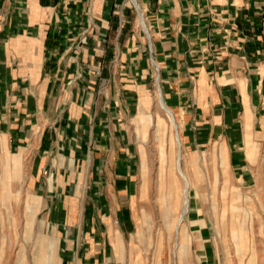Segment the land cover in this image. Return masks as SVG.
I'll list each match as a JSON object with an SVG mask.
<instances>
[{
    "label": "crops",
    "instance_id": "1",
    "mask_svg": "<svg viewBox=\"0 0 264 264\" xmlns=\"http://www.w3.org/2000/svg\"><path fill=\"white\" fill-rule=\"evenodd\" d=\"M208 148L251 193L264 179V0H0V261L22 227L18 264L33 241L39 264H110L147 150L186 188Z\"/></svg>",
    "mask_w": 264,
    "mask_h": 264
},
{
    "label": "rangeland",
    "instance_id": "2",
    "mask_svg": "<svg viewBox=\"0 0 264 264\" xmlns=\"http://www.w3.org/2000/svg\"><path fill=\"white\" fill-rule=\"evenodd\" d=\"M175 146L177 155L179 148L177 144ZM147 152L143 166V189L138 201L141 206L138 213L140 228L131 239L130 250L127 248L112 254L110 264H264L263 178L251 193V186L241 184L233 177L228 163H220L222 149L196 151L188 165L192 182L188 180L191 208L184 215L185 180L179 174L180 169L178 171L174 164L179 180H168L166 173L169 171L166 172L162 164V149L154 152L160 164H153L152 152ZM178 158L180 161L181 153ZM172 181L177 183L179 195L164 198ZM24 200L18 198L14 204L19 220L23 217L21 208ZM173 218L175 227H170ZM196 222L207 224V256L201 250V236L193 226ZM14 230L19 243L0 264H18L20 244L24 239L23 228ZM14 230L11 229V232ZM27 249L26 264H39L34 256V241Z\"/></svg>",
    "mask_w": 264,
    "mask_h": 264
},
{
    "label": "bare ground",
    "instance_id": "3",
    "mask_svg": "<svg viewBox=\"0 0 264 264\" xmlns=\"http://www.w3.org/2000/svg\"><path fill=\"white\" fill-rule=\"evenodd\" d=\"M162 104H163V101H162ZM166 109V108H165ZM174 122V121H173ZM179 169H180V172L182 173V174H184V172H183V170H182V167L180 166L179 167ZM190 183H189V181L187 180V186H186V188H185V207H184V211H183V214L185 215V214H187L188 213V211L190 210V208H191V205H190V199H189V189H190V185H189ZM171 225L173 226L174 224H173V222H171ZM181 229V228H180Z\"/></svg>",
    "mask_w": 264,
    "mask_h": 264
}]
</instances>
